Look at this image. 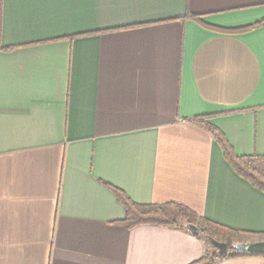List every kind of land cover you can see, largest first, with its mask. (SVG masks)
Returning a JSON list of instances; mask_svg holds the SVG:
<instances>
[{"label": "crops", "instance_id": "obj_1", "mask_svg": "<svg viewBox=\"0 0 264 264\" xmlns=\"http://www.w3.org/2000/svg\"><path fill=\"white\" fill-rule=\"evenodd\" d=\"M187 14L239 29L264 0H0V264L211 252L180 228L115 225L124 210L103 183L264 241V193L191 123L210 116L237 156L264 159V26L226 34Z\"/></svg>", "mask_w": 264, "mask_h": 264}, {"label": "trees", "instance_id": "obj_2", "mask_svg": "<svg viewBox=\"0 0 264 264\" xmlns=\"http://www.w3.org/2000/svg\"><path fill=\"white\" fill-rule=\"evenodd\" d=\"M187 18L191 19L207 29H211L217 32L226 34L243 33L261 26H264V19L244 28L225 30L212 28L203 25L200 17L187 14ZM210 116L196 117L191 120V123L197 125L209 132L213 141L220 147L225 161L231 166L233 171L240 176L242 179L249 182L254 188L264 193V168L259 166L258 161L264 160L257 157H239L234 152L232 147L229 145L225 136L215 127L208 123ZM103 185L113 193L117 202L122 206L124 210V218L122 220L114 222L115 225L122 228L131 230L140 226H153V227H164V228H180L186 232L191 233L188 229L189 226H195L200 229L199 235L196 237L205 236V242L213 250L211 252H205L204 255L197 261L191 264H220L224 259H235V258H246V257H264V255H254L247 253H240L234 250H229L228 255L218 257L216 250L210 245L207 240V236H210L209 232L202 228V224L209 225L216 228L223 233L224 239L222 242H226L229 246L233 244L231 238L237 237L239 232L234 230L212 224L206 220H201L197 215L190 209L176 204V203H165V204H147L141 205L132 202L121 190L110 186L109 184L103 183Z\"/></svg>", "mask_w": 264, "mask_h": 264}, {"label": "water", "instance_id": "obj_3", "mask_svg": "<svg viewBox=\"0 0 264 264\" xmlns=\"http://www.w3.org/2000/svg\"><path fill=\"white\" fill-rule=\"evenodd\" d=\"M188 229L193 235L197 236L200 234V229L195 226H189ZM207 240L210 245L216 250V254L218 257L228 255L229 250H234L240 253L264 255V241L233 243L229 246L226 242L217 241L210 236H207Z\"/></svg>", "mask_w": 264, "mask_h": 264}, {"label": "rangeland", "instance_id": "obj_4", "mask_svg": "<svg viewBox=\"0 0 264 264\" xmlns=\"http://www.w3.org/2000/svg\"><path fill=\"white\" fill-rule=\"evenodd\" d=\"M202 228H204L205 230H207L210 234V237H212L213 239L216 240V238H218L217 240L218 241H221L223 240L224 236H223V233L220 232L219 230L217 229H214V227H211L209 225H206V224H202ZM218 235V236H217ZM203 238H205V236H203ZM221 238V239H220ZM210 251H212L213 249L210 247ZM215 250V249H214Z\"/></svg>", "mask_w": 264, "mask_h": 264}]
</instances>
